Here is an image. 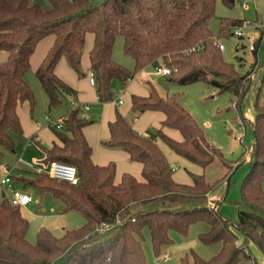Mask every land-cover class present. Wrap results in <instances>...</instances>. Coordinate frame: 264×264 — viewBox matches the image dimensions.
Wrapping results in <instances>:
<instances>
[{
	"label": "trees",
	"instance_id": "1",
	"mask_svg": "<svg viewBox=\"0 0 264 264\" xmlns=\"http://www.w3.org/2000/svg\"><path fill=\"white\" fill-rule=\"evenodd\" d=\"M48 1L49 7L43 8L30 0H0V51L6 52L0 59V164L1 147L14 150L9 131L22 130L17 105L27 102L29 111L33 110L35 97L25 74L37 43L49 35L53 42L34 70L49 107L60 103L62 97L75 102V89L57 76L54 68L65 57L69 66L82 74L81 55L87 33L93 35L89 69L101 101L113 99V80L122 89L135 72L158 62L171 69L165 75L167 80L179 85L203 81L217 93H235L233 105L239 106L249 75L239 73L232 62L225 60L218 44L243 20L221 16L213 32L209 23L216 16V0H102L97 4L90 0ZM222 1L229 4L232 0ZM117 35L123 38L124 52L133 58L132 69L112 57ZM259 43L260 38L253 51ZM142 81L148 94L131 95L129 116L115 109L114 119L108 123L109 137L100 141L103 146L125 150L130 160L140 162L142 179L123 172L116 182L113 161L93 162L91 146L83 133L91 120L81 114L80 107L69 109L61 117L62 127L48 124L60 143L35 141L43 155L38 160L40 166L51 160L72 164L77 170V183L34 170L31 176L11 177L13 184L22 188L28 185L40 192L49 191L62 201V212L75 211L85 221L61 235L42 226L32 242L27 239L29 220L21 206L13 205L3 195L0 264H146L143 228H147L153 253L158 256L164 245L172 243V231L185 235L199 222L208 228L198 232L197 239L205 244L219 242L220 247L208 258L190 248L181 257L182 264H257L250 243L264 255V103L254 102L250 146L235 160L227 159L179 101L180 91L160 94L152 80ZM145 110L164 113L154 136L132 127V119ZM163 126L177 129L181 139L166 134ZM155 136L203 170L215 160H220L225 170L212 181L204 172H189L191 183L177 181ZM246 152L248 170L240 184L237 216L232 220L219 209L222 197H216L214 208L209 196L221 183L230 184L233 165ZM135 203L140 208L134 209Z\"/></svg>",
	"mask_w": 264,
	"mask_h": 264
},
{
	"label": "rangeland",
	"instance_id": "2",
	"mask_svg": "<svg viewBox=\"0 0 264 264\" xmlns=\"http://www.w3.org/2000/svg\"><path fill=\"white\" fill-rule=\"evenodd\" d=\"M90 1L97 4L102 0ZM30 2L38 3L43 8L49 7L48 0H30ZM215 13L216 16L209 23V27L213 32L217 31L221 16L236 17L243 20V24L239 26L242 35L234 34V27H232L228 36L219 39V43L224 46V48H221L224 59L232 62L239 73H248L250 78L249 85L242 100H240L239 106L238 104L237 106L233 105L236 101L235 93H217L203 81L179 85L167 80L165 75L157 72L154 69V63L148 64L142 70L135 72L134 79L144 87H146V84L142 79L152 80L160 94L180 91L179 101L199 122L206 138L221 149L224 158L235 160L241 155L244 148L250 146L253 140L249 113L250 111L254 112L255 100L264 103V27L260 25L261 18L264 15V0H232L229 4H225L222 0H216ZM259 38L260 43L255 51L250 50L249 45L256 46ZM112 51L116 61H127L128 64H131L130 68H133V58L124 52L121 35L115 37ZM5 55V51H0V59H3ZM123 62L121 63L124 64ZM25 78H27L35 97L32 112L29 111L28 103H23L28 119L35 123L39 121L44 126L45 135L54 134L47 123V117L58 119V111L66 107L68 99L62 97L60 103L49 107L48 97L36 78L34 70L29 68ZM117 94L114 93V97ZM26 130V127H22L20 132L10 130L15 142L14 150L1 147L3 152L1 164H5L6 170L14 175L24 166L30 168L33 164L32 160L42 158L36 139L31 138V142L27 143ZM37 134L39 137L36 138H40L41 143L48 145L45 143L43 135ZM248 156L249 154L246 152L244 158L233 165L230 184L227 186L226 182L221 183L209 196V199L215 205L216 197H222L219 209L232 220L237 216L240 184L248 170L247 162L242 161L247 160ZM171 158L176 159L173 155ZM173 165H176V168L173 169L175 174H188L190 167L186 163L176 159ZM224 170L225 167L221 161L215 160L206 166L203 172L206 179L212 181ZM25 175L31 176L32 173L27 171ZM262 186L264 187V177ZM18 187L22 188L20 185ZM24 189H29L28 191L33 197L28 205L21 206L22 214L29 220L27 231L29 241L33 242L35 240L36 231L42 226L49 228L55 235H61L65 229L75 228L84 223L85 219L81 214L75 211L62 212V201L49 191L40 192L28 185ZM132 207L136 209L135 207L140 208V205L135 203ZM207 228L206 223L199 222L191 225L185 235L172 231V243L164 245L158 256L153 253L147 228H143L142 246L146 255V264H182L181 257L186 252L188 253L190 248L204 258L212 256L218 251L220 243L205 244L197 239V233L205 231ZM240 237L239 234V240ZM254 245H252V255L256 258L257 264H264L262 262L264 261L262 251L256 244Z\"/></svg>",
	"mask_w": 264,
	"mask_h": 264
},
{
	"label": "crops",
	"instance_id": "3",
	"mask_svg": "<svg viewBox=\"0 0 264 264\" xmlns=\"http://www.w3.org/2000/svg\"><path fill=\"white\" fill-rule=\"evenodd\" d=\"M52 42H53V36L49 35L41 39L37 43L34 52L30 56V68L32 70H35L36 67L40 64L48 48L52 44ZM92 42H93V35L91 33H87L85 36V44H84L83 52L81 55L82 74H78L74 69H72L67 63L65 57H61L55 65L54 70L57 76H59L62 80H64L68 85L73 87L76 91L75 97H73L75 102L71 103L70 100H68L66 107L62 108L61 111H58V115H57L58 119L66 115L69 109L75 106L80 107L81 114L84 117L91 120L90 123L86 124L83 127V133H84L86 140L91 146L92 161L97 164H105L109 161H113L115 163V181L116 182L120 180L121 174L123 172H129L132 175H134L137 179L141 180L142 179V174H141L142 164L140 162L130 160L125 150L121 148H116V147L109 148V147L103 146L100 141L102 139H106L109 137L108 123L109 121L114 119L115 109H118L123 115L129 116L130 115V105H131V99H130L131 95L132 94L147 95L148 90L142 84L138 83L134 79V75H133V77L127 81L126 85L122 89L116 88L118 87V81L113 80V83H112L113 92L118 93V94L115 97H113V99L108 100V101L99 100L97 98L95 84H91L89 82L90 69H89L88 53L92 46ZM112 57L113 59L115 58L113 51H112ZM123 63L125 64V65L123 64L124 66L128 68L131 67V64H128L127 61ZM155 64L156 63H154V65ZM132 65H134V61ZM23 103H19L17 105V114H18V117L21 123V127L27 128L25 132L27 143L29 144V142H31V138L40 140V138H36V137H39L37 133H39L40 135H43V138L45 139V143H47L48 145H51L53 142L60 143V141L58 140L55 134L53 133L49 135L44 134V126L39 121L35 123L34 121L28 119L27 113L24 110L25 106L23 105ZM253 114L254 112L250 111L249 113L250 123H251V119L253 118ZM163 118H164V113L162 111L145 110L132 119V127L136 131L142 134L154 136V129L161 127L160 122ZM51 120H56V119H51ZM47 123L49 124V121ZM162 130L169 136H172L173 138L181 139L180 132L175 128L163 126ZM155 138L159 146L164 151L170 165L172 166V170L176 168V165H173L176 159L181 160L182 162L186 163L190 167L187 175H185L184 173L175 174L173 172L172 175L175 180L180 181V182L191 183V177H190L189 172L202 173L204 171L201 166L173 152L159 137L155 136ZM172 155L176 157V159L175 158L172 159L171 158ZM32 161H33V164L30 166V168H26L25 166L22 167L21 168L22 170H20L17 173V175H21V174L25 175V172L31 171V170L36 171L35 166L40 167L41 164L36 159ZM242 162H246V160L244 159ZM3 173L4 171L0 169V177L3 175ZM18 186L19 185H14L12 189L6 191L5 195L9 197L10 193L21 192V191L30 194V192L28 191L29 189L20 188ZM32 200H33V197L31 201ZM31 201H29L26 205H28ZM250 244H251L250 248L252 250V245L254 244L252 243ZM262 262L264 263V261Z\"/></svg>",
	"mask_w": 264,
	"mask_h": 264
},
{
	"label": "built area",
	"instance_id": "4",
	"mask_svg": "<svg viewBox=\"0 0 264 264\" xmlns=\"http://www.w3.org/2000/svg\"><path fill=\"white\" fill-rule=\"evenodd\" d=\"M260 25L264 27V15L261 18ZM233 33L236 35H242V31L239 26H235L233 28ZM219 48H223L222 43L218 44ZM249 49L253 50L254 45H249ZM154 69L157 72H160L163 75H166L171 72V69L167 66L162 65L161 63H156L154 65ZM89 82L91 84H95V77L92 71L89 73ZM49 123L55 124L57 128L62 127L61 118L56 120H51L49 116L47 117ZM0 169L4 171L3 175L0 177V200L2 199L3 195L2 192H4V195L6 191L12 189L14 187L13 181H12V174L9 173L6 170L5 164H0ZM36 171H44L47 173L51 178L57 179V180H66L71 183H77V170L76 167L72 164L58 161V160H51L47 163L46 166H40L35 168ZM9 200L13 205H19V206H25L29 201H31L32 197L30 194L26 192H12L9 195ZM211 205L215 208L216 205L211 203Z\"/></svg>",
	"mask_w": 264,
	"mask_h": 264
},
{
	"label": "water",
	"instance_id": "5",
	"mask_svg": "<svg viewBox=\"0 0 264 264\" xmlns=\"http://www.w3.org/2000/svg\"><path fill=\"white\" fill-rule=\"evenodd\" d=\"M2 195H4V192H2Z\"/></svg>",
	"mask_w": 264,
	"mask_h": 264
}]
</instances>
